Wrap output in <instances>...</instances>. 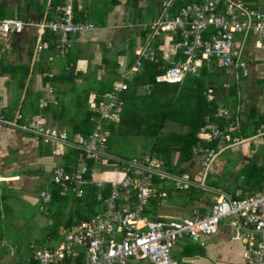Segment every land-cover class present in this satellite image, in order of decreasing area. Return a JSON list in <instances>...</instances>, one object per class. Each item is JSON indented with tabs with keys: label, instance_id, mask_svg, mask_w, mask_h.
I'll use <instances>...</instances> for the list:
<instances>
[{
	"label": "built area",
	"instance_id": "1",
	"mask_svg": "<svg viewBox=\"0 0 264 264\" xmlns=\"http://www.w3.org/2000/svg\"><path fill=\"white\" fill-rule=\"evenodd\" d=\"M169 8L166 9L169 11ZM168 11L151 29L153 34L166 32L175 37L170 52L176 60L156 76V82L181 84L189 75H197L202 66L208 68L213 64L220 65L238 84L248 78L250 70L244 51L252 39L264 45V10L249 8L239 0H202L180 7L176 14ZM54 12L52 20L0 19V35L34 29V55L38 56L48 48V43L42 40L48 30L56 36V56L65 57L72 48L73 37L94 30V26L76 21L70 2L57 6ZM145 49L138 53V60L131 67L117 71L118 81L110 91L100 97L93 95L88 108V120L93 129L84 137L79 135L72 139L65 129L46 123L43 111L49 105L58 104L51 86H47L48 98L39 99V114L24 116L17 109L11 119L1 112L5 104L0 87V128L31 134L50 147L51 157L60 161L51 169V181L60 186L59 195L71 193L81 198L88 186L101 189L96 196L101 210L67 229L60 242L37 247L33 260L39 264H129L137 259L146 260L148 264H177L172 255L176 244L184 238L198 240L213 236L225 224L230 231V242L245 244L247 264H264V191L247 196L241 188L235 189L233 195L224 190H212L215 202L205 215L196 209L186 217L164 216L160 221L142 215L143 206L158 192L155 177L176 181L178 189L207 190L204 181L218 154L248 140L230 137L231 131L240 128L238 108L220 106L216 110L215 117L228 121L225 127L202 124L199 128L196 137L203 143L218 141V149L196 147L200 157L199 162L196 161L197 172L194 170L181 177L171 175L163 170L162 159L145 152L137 158L120 161L125 166L123 180L112 178L111 173L105 178L104 173L100 176L98 166L103 161L119 160L107 152L108 127L121 119L120 95L128 89L130 77L140 69V58L154 60L152 51ZM48 60L52 62L55 58L49 56ZM53 76V71L42 73L44 78ZM70 150L74 154H70ZM64 157L68 158L65 164ZM107 186L110 191L104 195L102 190ZM158 194L166 196L164 191ZM40 198L41 210H47L51 194L43 190Z\"/></svg>",
	"mask_w": 264,
	"mask_h": 264
},
{
	"label": "trees",
	"instance_id": "2",
	"mask_svg": "<svg viewBox=\"0 0 264 264\" xmlns=\"http://www.w3.org/2000/svg\"><path fill=\"white\" fill-rule=\"evenodd\" d=\"M138 1L139 0L131 1V5L133 6L132 8H136V4ZM200 1L202 0H176L175 3L173 2V4L170 6L168 13L176 14L180 7L187 4L197 3ZM64 2L65 0H51V4L49 5V15L47 14L46 16L48 20H52L53 17H55V8L57 6H61L59 4H63ZM18 10L22 11V8L19 7ZM37 10L40 12V18L45 16L43 14L44 9L42 10V7H38ZM74 10L75 7L73 6V12ZM9 16L10 14H8L7 9L0 5V18H6ZM19 17L22 16L19 15ZM75 20L77 21L80 19L79 17H75ZM55 38L56 36L52 32L48 30L45 32V35L44 37H42V40L48 43V48L43 51L44 53L42 52L39 55V60L33 66L31 74L36 75L44 71H50L52 69V65L47 62L46 56L55 53ZM160 62L161 63L155 64L152 62L145 61L142 70L137 73L133 80L128 82V89L123 91L120 95L122 106L121 119L119 123L110 124L108 128L110 131V135L118 134L120 136H145L146 139H148L149 143V147L146 152H149L152 156H156L163 160L164 171L171 175L181 177L185 174L190 173L191 171L195 170L197 172L198 170V166L194 159L196 155L194 151L195 147L201 146L209 147L213 150L218 149V141L203 143L196 137V132L199 130L203 123L216 125L219 128H223L228 124V121H224L223 119L215 117L216 110L218 109V107L222 106L215 99L225 94V96H227L231 101H225L223 106L229 107L227 106L229 105V103L237 105L236 86L234 83H232L227 88L223 87L222 83L226 81V78H217L205 69L207 68L206 66H202L201 69H203L199 70L200 75L198 77H195L192 87L193 90L197 92L195 102L189 104L188 102H186V99H188V97H184L180 94L179 86L183 82L181 84H168L158 83L155 81L156 76L162 74L166 68L171 66V64L165 63L162 60H160ZM111 66L115 67L117 66V63L113 61L111 62ZM110 71L113 75L116 74V71H114L113 68H111ZM28 73L29 67L27 65H15L12 62L7 61L5 58H0V74L2 76L8 75L11 79L10 81H16L17 79H25ZM82 76V82H87L86 79L88 77H90L91 82L88 83L89 85L84 86L81 94H77V101L75 103V107L77 108V110L75 111L73 116L68 115L67 106L64 104H61L55 108L49 106L45 110V112H43V116L51 118V120L55 121L58 125L65 124L66 126H69V134L71 135L70 138L75 137L76 134H79L83 137L87 136L93 129V125L88 120V110L84 112L83 116L81 115L82 113L79 110L82 106L79 102L81 97L84 96L87 99L93 92L98 97H100L103 93L112 89V83L97 81L95 70L93 72L88 71L84 76L82 75V73L78 74L74 67L70 68L69 71H62V73L55 75L51 79L45 78L42 82L43 85L66 83V86L74 87L73 80L75 78H82ZM206 83L213 87L212 94L214 97L211 98L210 101L206 100ZM213 85L217 86L214 87ZM140 88H143L142 92H139ZM67 90L72 91L74 89L67 88ZM262 90L264 98V81L262 82ZM63 92H66V90L64 89ZM30 94L32 95V92L30 90H27L25 95L26 97L23 100V102H25L24 106L22 104V109H20L23 114L27 112L25 105L27 97ZM36 95L39 98L40 94L37 93ZM98 100L100 101V98ZM30 105L31 109L29 110V113L35 114L39 112L37 103H34L32 100ZM15 106V102H10L7 107L8 112L7 116H5L6 118H11L12 111ZM238 116L240 120L239 112ZM168 122L183 125L184 128L186 127V129L185 131H175L172 129L165 130V127ZM263 126L264 112L260 113L258 109L255 108L250 110V115H248V118H246V121L243 126L241 124L239 125L240 128L238 131L234 130L230 132V137L238 136L240 138L246 139L257 135L259 130ZM22 134H26L35 138L31 134ZM251 147H253L252 149L255 150L256 153L252 155L250 160H247V162L239 169L237 173L233 174L235 175V181L232 187H236L235 189L241 188L243 189L244 193H261L262 191H264V164H259L257 159L259 155L264 156V141L262 145H253ZM41 152L39 153V156L42 157L44 156V153ZM70 154H74V151L70 150ZM48 155L51 156V151H49ZM51 159L54 160L57 158L51 157ZM72 159H69V161ZM57 160L59 163V159ZM67 160L68 158L64 157V164ZM120 161L121 160H115L114 162L112 160H108V162H114L119 166L122 164ZM229 164H231V162ZM231 165L235 164L232 163ZM65 166L67 168V165ZM229 168L226 167L225 169ZM51 169L50 173H45L44 171H41V174H43L44 178L43 181L39 184L38 189L36 191L40 193L41 191L46 190L51 194V200L49 203H47V206H49V208H47V211L49 209L51 216L54 215L57 218L56 225L54 227H58L59 229L61 227V224L63 226L62 230L63 232H65L72 226L77 225L82 219H87L101 210L100 204L96 201V196L101 191V189H98L94 186H88L85 189L84 195L81 198H77L74 196V194L71 193L67 196H60V186L55 185L51 181ZM231 171L232 169L230 168L229 173ZM49 174L51 175L50 178H48ZM226 178L227 176L224 174L217 177L216 179L215 177L213 178L212 176L208 175L204 181V185L207 190H202L195 187L178 189L176 187V181L168 179L166 177H155L154 183L158 187V192L164 191L166 193V196L161 197L157 192L155 196L148 199V202L143 206L142 215L149 220H164V216H168L169 214L161 215L159 212L161 210L167 211L166 209L168 206L166 207V205L171 201L177 203V206L179 207L178 209H175V212L178 213V215L174 217H186L191 213L192 209H196L201 215H205L207 210L215 202L213 198L204 200L206 197V193L214 194L212 190L225 191V188L228 186H224ZM232 187L230 189L228 188L226 192L233 195L235 189L232 190ZM109 191V186L102 190L104 195H107ZM1 197L3 203L0 208V216L3 211H11L12 207H10V205L8 204V198H13L14 195L3 194V196L1 195ZM65 209H68L70 214L67 216L66 219L61 222V215H63L62 213ZM175 212H172V214ZM62 235L63 234H60L59 231L54 228V230L45 234L44 243L47 242V246H51L54 244V242H60L61 240L59 239H61ZM31 245H33V248L30 247ZM31 245H29L31 255L28 257V259H24L23 257H21L20 251L19 249H17L15 259L12 263L39 264L37 261L33 260V253L35 249L40 246L33 243H31ZM2 250L3 252H8L9 249L2 247ZM189 250L190 249L184 247L181 253L182 256L191 257L193 254ZM197 250V255L203 253V250H201L200 247H198Z\"/></svg>",
	"mask_w": 264,
	"mask_h": 264
},
{
	"label": "crops",
	"instance_id": "3",
	"mask_svg": "<svg viewBox=\"0 0 264 264\" xmlns=\"http://www.w3.org/2000/svg\"><path fill=\"white\" fill-rule=\"evenodd\" d=\"M107 8L112 13L109 25L110 32L108 33V16L110 12L106 15L105 24L96 25L91 19V14L95 8L93 0H65L63 4L71 3L75 7L74 18L79 17L80 22L89 23L94 26V30L89 32H84L73 37L72 48L69 50V53L65 57H57L55 53L46 56L47 62L52 65L50 71L54 72V76L62 73V71H69L70 68L74 67L78 74L86 75L88 71H96V80L100 82H111L112 88L114 84L118 81L117 71L122 69H127L131 67L138 60V53L143 51H152V56L154 60H150L148 57L140 58L141 67L140 69L133 74L129 81L133 80L137 73L142 70L144 62H152L155 64L161 63L160 60L165 63L172 64L175 62V56L170 52V44L175 39L173 35L166 32H160L159 34H153L151 25L160 19L167 7H170L173 2L176 0H167L162 1L161 6L163 7L162 11L157 14V7L150 5L151 0H139L136 4V8H132V0H109ZM249 8L264 10V0H239ZM91 2V3H90ZM51 0H0V5L7 9L9 17L0 18V19H20L23 21L33 20L40 21L42 19H47V14L49 15V5ZM59 4V5H63ZM22 8V11H19L18 8ZM38 7L44 9V17H39ZM154 7V11L151 15H148L149 9ZM159 8V7H158ZM168 11V10H167ZM21 15L22 17H19ZM128 16H132L133 21L125 20ZM54 19V17H53ZM104 17L101 20L103 23ZM93 31L96 33L92 34ZM91 32V33H90ZM35 34L34 29H26L21 33L11 34V35H0V58H5L7 61L12 62L15 65H24L29 67V73L25 79H17L16 81H10L8 75L2 76L0 74V87L3 90L4 104L5 108L2 109V114L7 116L8 105L10 102H15L16 106L12 111V116L17 109H22L21 106L24 103L26 91L30 90L32 92L33 98H30V101H26V113H21L24 116H31L39 114L41 111L39 109L38 103L41 98H48V89L47 86H51L53 94L56 97L58 104L49 105L51 107H57L61 104L67 106L68 102H71V105L67 107L68 115H71V112L75 113V103L77 101V88L79 94L82 93V89L85 85H89L87 82H82V78H75L73 80L74 87L66 86V83H56L45 84L43 85L42 73L40 74H31L32 68L39 60V55H34V45H35ZM151 37V38H150ZM9 53V54H8ZM44 53V52H43ZM10 55L8 57V55ZM49 56H54L55 60L50 62L48 60ZM245 59L249 65L250 74L247 79H243L239 84L233 81L229 76L226 75V81L222 83L223 87L226 84L231 85L232 83L236 86V100L237 105L229 103V108L237 109L240 113V123L243 126L246 118L250 115V110L257 108L260 113L264 112V102H263V90L262 82L264 81V45L257 43L254 39L248 43L244 51ZM175 59V60H174ZM117 63V66H111V62ZM213 66V65H212ZM205 68L208 72H211V67ZM113 68L116 71V74H112L110 69ZM203 69V68H202ZM201 69V70H202ZM164 70V69H163ZM49 72V71H44ZM113 75V77H111ZM200 71L194 77H198ZM53 76V77H54ZM108 77V78H107ZM224 78V76H223ZM47 79V78H46ZM49 79V78H48ZM23 81V88L20 87L19 81ZM28 80V81H26ZM127 81V84L128 82ZM96 83V82H95ZM84 84V85H83ZM93 84V83H91ZM206 100L210 101L213 98V87L206 83ZM66 86V88H65ZM129 87V85H128ZM229 87V86H228ZM67 88H73L74 90L68 91ZM227 88V87H225ZM64 89L66 92H63ZM143 88L139 89V92H142ZM37 93L40 94L39 98ZM106 93V92H105ZM6 94L9 96L7 97ZM73 94V95H72ZM94 94V92L92 93ZM91 94V95H92ZM122 94V93H121ZM205 94V93H204ZM65 95H70L66 97ZM93 96V95H92ZM255 96V97H254ZM37 97V98H36ZM90 97V96H89ZM88 97V98H89ZM254 97V98H252ZM7 100V101H6ZM9 100V101H8ZM37 103L39 112L32 114L29 113L31 109V102ZM217 100L222 106L225 101H231L225 94L218 97ZM48 106V107H49ZM47 107V108H48ZM225 107V106H224ZM46 108V109H47ZM122 108V106H121ZM219 108V107H218ZM45 109V110H46ZM45 110L43 112H45ZM73 116V115H72ZM45 117V116H44ZM9 118V119H11ZM46 123L48 125L57 127L59 129H65L69 133V126L65 124L58 125L55 121H52L51 118L48 120L47 116ZM204 124V123H203ZM179 125V124H178ZM181 129L185 131L183 125H180ZM264 127V126H263ZM263 127L261 129H263ZM2 130V131H1ZM4 130H12L9 128H0V198L3 194H19L20 192H28L29 189H25L21 183L23 182L21 178L26 180L28 176L33 175L28 166L30 161L25 158L28 148H32L34 141H29L25 139L28 143H23V135L15 130L18 136L15 135V142L18 141L21 144L17 143L12 144L10 141H5V132ZM264 131V129L262 130ZM198 132V131H197ZM196 132V133H197ZM260 134V130L257 135L246 138L249 140H254ZM22 135V136H21ZM71 136V135H70ZM79 136L76 134L75 137ZM31 137V136H30ZM73 137L72 139H74ZM33 138V137H32ZM263 138V137H262ZM36 139V138H35ZM37 140V139H36ZM41 141V140H40ZM248 143V148L250 147ZM259 145V144H257ZM16 154L22 155L23 159L14 160L11 155ZM21 156V157H22ZM45 163L46 161H51V156L41 157ZM49 168V166H48ZM18 169H21L20 171ZM50 171V169H49ZM32 173V174H28ZM23 184V183H22ZM10 199V197L8 198ZM3 201V200H2ZM210 209V208H209ZM209 209L206 213L209 212ZM230 231L228 227L223 224L218 233L213 236H203L198 240L184 238L179 243L183 245L181 252L184 247L189 249L192 245L199 243L197 246L203 250V253L200 255L193 254L191 257L183 258H198L197 261H194L192 264H247L245 258V244L232 243L229 240ZM178 243V244H179ZM50 246V245H49ZM45 247V246H41ZM11 247H9V250ZM198 251V250H197ZM16 252V251H15ZM173 258L177 261L175 254L173 253ZM222 255L225 258H222ZM28 259V257H27ZM132 262V260H131ZM129 264L130 261H129ZM148 264V263H147Z\"/></svg>",
	"mask_w": 264,
	"mask_h": 264
},
{
	"label": "rangeland",
	"instance_id": "4",
	"mask_svg": "<svg viewBox=\"0 0 264 264\" xmlns=\"http://www.w3.org/2000/svg\"><path fill=\"white\" fill-rule=\"evenodd\" d=\"M152 2L150 3V5H153L154 7H157L158 11L157 14L158 15L163 7L161 6L162 1L163 0H151ZM167 1V0H164ZM92 2V0H91ZM90 2V3H91ZM110 3L109 0H93V4H95V8L93 9L91 16V19L94 21V23L96 25H101V24H105V17L108 14L109 8H107V6H109L108 4ZM154 7H151L149 9V13L148 15H151L153 13V11L155 10ZM159 7V8H158ZM112 13L110 12L108 16V23L106 25H108V30H106L108 33L110 32V28L109 25H112L110 23V20L112 19L111 17ZM103 23H101V20L103 19ZM125 20L128 21H133L132 16H128L127 18H124ZM91 33V32H90ZM96 33L95 31H93L92 34ZM9 54V53H8ZM6 54V55H8ZM10 55H8L9 57ZM211 72H209L210 74H213L214 76H216L217 78L219 77H225L224 75V69L218 65V64H214V66L211 67ZM111 77H113V75H111ZM108 78V77H107ZM87 83L91 82L90 77H88L87 79ZM195 80V77L192 75H189L184 81L183 83L179 86L180 87V94L183 95L184 97H188V99H186V102H188L189 104L195 102V97H196V91L193 90V82ZM28 81V80H26ZM207 84H205L206 86ZM214 87H216L217 85H213ZM223 91V89H222ZM78 88H77V94H78ZM73 95V94H72ZM92 95H96L95 93ZM92 95H90L89 98H85L84 96L81 97L80 99V104L82 105L80 107V111H81V115L83 116L84 112L86 110H88L89 106H90V101L91 99H93ZM7 97H9L6 94ZM66 97H69L70 95H65ZM255 97V96H254ZM252 97V98H254ZM30 98H33V95H29L27 97V101H30ZM87 100V101H86ZM7 101V100H6ZM9 101V100H8ZM71 105V102L67 103V107ZM122 109V108H121ZM74 110H77V108L75 107ZM78 110V111H79ZM74 113L71 112V115H73ZM48 120H50V118H48ZM47 124L48 121H47ZM175 130V131H182L180 125L175 124L173 122H168L165 130ZM264 129V127H263ZM263 129H260V134L254 139V140H247L244 143L241 144H237V145H232L230 147H227L225 149H223L217 156L215 162L213 163L210 171H209V175L212 176L213 178L215 177V179L219 176H221L222 174L226 175L227 178L225 179V185H228L225 189L227 190L228 188L230 189L233 186V183L235 181V173H237L239 171V169L247 162V160H250V158L252 157V155H254L256 153L255 150H253L251 146L253 145H257V144H263V135H264V131H262ZM2 131V130H1ZM5 132V137L4 140L10 141L12 144L19 143L18 141L15 142V135L19 137V135L16 134V132L12 131V130H4ZM22 136V135H21ZM23 143H28L25 139L29 140V141H34V144L31 143L33 145L32 148H28L27 149V153L28 155L25 156V158H27L26 160L30 161V165L28 166V169L31 170V172L33 173V175H29L28 178L23 179V177L21 178V180L23 181L21 183V185L25 188V189H29L30 191H28L27 193L24 192H20L19 194H8V195H14L13 198L9 199L8 204L10 205L11 211L9 212H4L1 214L0 216V264L3 263H7L10 264L14 261L15 256H16V250L19 249L20 251V256L23 257L24 259H26L27 257H29L31 255V252L29 250V245H31V243L36 244L38 246L41 247V245H44L45 247L47 246V242L44 243V238H45V234L54 230V228H56L60 234H63L61 239L59 240H63L64 239V234L65 232H63L62 228L63 226L60 224V228L58 229V227H54L56 225V217L53 215L51 216L50 211L48 209V211L45 209L41 210V206H42V200L40 198V193H38L36 190L38 189L39 184L43 181V174H41V171H44L45 173H50L49 169H51L52 166L55 165H59L60 163H58L57 159L46 161L45 163L43 162L41 158V156H39V153H44L42 157H47L50 151V147H48L47 145H44L40 140H36L35 138H32L28 135H23ZM15 142V143H14ZM250 143V147L248 148V143ZM16 145V144H15ZM149 147V143H148V139H146L145 136H120L118 134H114V135H110L107 138V152L108 154L112 157V158H116L119 159L121 161H128L131 160L132 158H137L139 156H141L144 152H146V150ZM19 148V146H18ZM196 155L194 157L195 161L199 162L200 157L197 155L196 152V147L194 149ZM12 158L14 160H19V158L22 160L23 156L21 157L20 155H16L13 154L11 155ZM175 160V159H173ZM113 161V160H112ZM259 164H264V156L259 155L258 159H257ZM115 162V161H114ZM114 162H106L103 161L98 168L100 169V176L103 175L104 173V178L108 173L112 174V178L121 181L125 178L126 173L124 171V165L121 164L120 166L117 165ZM231 162V164H235V165H231L229 163ZM228 163V164H227ZM49 166V168H48ZM227 168H231L232 171L229 173V169H225ZM233 166V167H232ZM199 169V166L198 168ZM19 171L21 169H18ZM32 173H28V174H32ZM229 173V174H228ZM51 175L49 174L48 178H50ZM222 178V177H221ZM220 178V179H221ZM237 184V183H236ZM233 188V187H232ZM236 188V187H235ZM235 188H233L232 190H234ZM225 190V191H226ZM255 194H260V193H256V192H252V193H245V195H255ZM205 199H212L215 195L211 194V193H206L205 195ZM2 199L0 198V208L2 206ZM47 206V204H46ZM169 208H168V207ZM167 211L165 210H161L159 213L161 215H168L169 217L172 216H177L178 213H176L175 209H178L179 207L177 206V203H174L173 201L169 202L167 205ZM47 208H49V206H47ZM193 210V209H192ZM172 212H175L172 214ZM63 215H61V222L67 218V216L70 214L68 209H65L62 213ZM58 217V216H57ZM63 232V233H62ZM59 242V241H58ZM57 243V242H54ZM53 244V243H51ZM199 243L192 245L189 248L191 251H193V253H197V248ZM33 246V245H31ZM30 246V247H31ZM2 247H5L7 249H9V247H11L10 250L3 252ZM183 245L182 244H176L174 246L173 249V253L175 254L176 258L178 259V264H192L194 263V261H197L198 258H182L184 256H182V249ZM222 258L224 259L225 256L222 255ZM131 264H147L146 260H132V262L130 261ZM14 264V263H12Z\"/></svg>",
	"mask_w": 264,
	"mask_h": 264
},
{
	"label": "water",
	"instance_id": "5",
	"mask_svg": "<svg viewBox=\"0 0 264 264\" xmlns=\"http://www.w3.org/2000/svg\"><path fill=\"white\" fill-rule=\"evenodd\" d=\"M166 13H167V9L164 11V13H163L162 16L160 17V19H163L164 16L166 15ZM150 38H151V37H150ZM19 83H20V87L23 88V81L20 80Z\"/></svg>",
	"mask_w": 264,
	"mask_h": 264
}]
</instances>
